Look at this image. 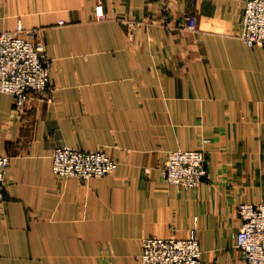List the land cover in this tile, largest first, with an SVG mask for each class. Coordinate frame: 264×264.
I'll return each instance as SVG.
<instances>
[{
	"label": "crops",
	"instance_id": "obj_1",
	"mask_svg": "<svg viewBox=\"0 0 264 264\" xmlns=\"http://www.w3.org/2000/svg\"><path fill=\"white\" fill-rule=\"evenodd\" d=\"M101 4L105 18H96ZM245 0H0V32L45 46L51 102L0 92V264H141L148 237L197 220L206 264H245L239 203L264 201V47L238 36ZM195 22V27H189ZM28 32V33H27ZM105 150L108 176L58 178V147ZM203 150L197 189L161 176Z\"/></svg>",
	"mask_w": 264,
	"mask_h": 264
},
{
	"label": "built area",
	"instance_id": "obj_2",
	"mask_svg": "<svg viewBox=\"0 0 264 264\" xmlns=\"http://www.w3.org/2000/svg\"><path fill=\"white\" fill-rule=\"evenodd\" d=\"M96 16L105 18L101 4L96 7ZM240 25L238 36L245 44L264 47V0H245ZM189 27H195V22ZM21 31L19 27L18 32ZM18 32H0V92L11 94L15 110L23 115L33 98L52 101L53 63L42 43H34ZM52 159L56 177H75L85 182L111 175L118 167V162L105 150L58 147ZM10 160L9 156H0V202L6 196ZM207 173V155L203 150L170 151L161 169L166 182L188 189L199 188ZM237 213L242 225L236 248L242 252L245 264H264V201L239 203ZM199 231V223L195 220L185 238H145L139 256L141 264H206Z\"/></svg>",
	"mask_w": 264,
	"mask_h": 264
},
{
	"label": "rangeland",
	"instance_id": "obj_3",
	"mask_svg": "<svg viewBox=\"0 0 264 264\" xmlns=\"http://www.w3.org/2000/svg\"><path fill=\"white\" fill-rule=\"evenodd\" d=\"M105 13V12H104ZM97 19H99L97 16H96ZM100 20V19H99Z\"/></svg>",
	"mask_w": 264,
	"mask_h": 264
}]
</instances>
